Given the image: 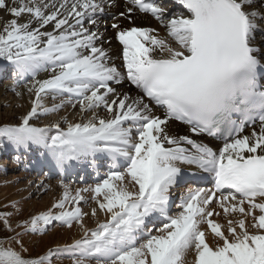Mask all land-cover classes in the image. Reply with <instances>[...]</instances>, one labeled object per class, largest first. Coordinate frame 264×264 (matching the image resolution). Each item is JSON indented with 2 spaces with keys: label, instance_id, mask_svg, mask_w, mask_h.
Listing matches in <instances>:
<instances>
[{
  "label": "snow or ice",
  "instance_id": "1",
  "mask_svg": "<svg viewBox=\"0 0 264 264\" xmlns=\"http://www.w3.org/2000/svg\"><path fill=\"white\" fill-rule=\"evenodd\" d=\"M176 3L129 0L117 20L150 13L166 35L113 22L117 66L100 32L115 0H0V60L30 98L0 125V149H36L57 175L97 173L87 187L61 179L60 196L29 217L0 205V264H264V0ZM222 136L216 149L194 138ZM209 177L211 188L191 187ZM57 223L80 238L34 252L26 238Z\"/></svg>",
  "mask_w": 264,
  "mask_h": 264
},
{
  "label": "bare ground",
  "instance_id": "2",
  "mask_svg": "<svg viewBox=\"0 0 264 264\" xmlns=\"http://www.w3.org/2000/svg\"><path fill=\"white\" fill-rule=\"evenodd\" d=\"M167 6L176 12L182 11V8L179 7V5L176 2H172L171 0H166ZM126 6H129V0H115V6L111 9H108L104 16L101 18V25H100V32L102 33V37L105 41L104 47L110 49V55L112 57V62H114L117 66H122V45L119 43V41L115 38V30L111 28V24L113 22H119L122 27H132V26H138V27H151L157 29L161 37H164L166 35L165 30L160 25V23L149 13L148 15H141L138 11L134 12L132 14L133 22L129 23L128 20L120 18L117 20L116 18L119 17V13L122 11H125ZM4 13L0 12V16H3ZM259 39V37H258ZM107 41H110L109 44ZM7 62L0 60L1 65V74L0 76H5L7 74V71L9 70V65H5ZM123 70V69H122ZM45 73L41 74L38 78H44ZM24 86L21 88H15L14 85H11L10 89L8 87H2L0 89V108H12V116H15V112H23L26 113L30 108V98L29 95L26 92L25 84L27 81H24ZM125 88L129 87L127 83H125ZM13 88H15V91H13ZM13 91V95H11L10 92ZM137 90L133 88V94L136 93ZM16 92H24L23 96H18ZM58 102V101H57ZM50 101L46 100V104L50 106ZM14 110V112H13ZM76 110H73L71 108H68L63 111L64 115L71 116L74 114ZM22 115V114H21ZM40 118H43L41 125L44 126L45 124L55 122L58 118L57 114L49 115V116H41ZM39 118V119H40ZM19 120V119H18ZM37 122V121H35ZM171 130L178 134H184L186 131V127L178 125L176 123L172 124ZM196 139V137H194ZM206 143H209L208 141H205ZM210 144V143H209ZM39 151L36 149H32L29 151H24L23 149L17 151L15 148H13L11 145H6L3 149H0V174L3 176V181L7 186L4 189L3 194L1 195V199L4 201L6 200V197H10L9 195L16 194L15 197L11 199L10 202H18V204H24L27 198H39L41 195L47 194V199L41 203L39 206L35 203V201H32L30 203L26 204V208L33 212L34 214L39 213L42 210H46L51 203L60 196L61 189L59 187V181L62 179L65 180L67 183H71L73 188H81V187H87L90 184H94L97 179V173L89 168L87 172L84 171H77L72 170L67 173H62L61 176L56 178V181L53 182L52 179L57 177V175H54L53 177L46 178L44 174L39 173V175L34 174V172H40L42 169H46L47 167L38 166L36 161L39 159ZM8 163V165H7ZM29 169H26L25 166L29 165ZM75 163V162H73ZM186 171L191 172L193 169L189 168L188 166H183ZM108 164L106 163L104 167L99 169V175L103 176L105 172L107 171ZM48 172H51L50 170H47ZM47 173V172H46ZM78 173L81 177L80 179H77V177H73L74 174ZM78 175V176H79ZM5 179V180H4ZM41 181H43L44 185H47L48 188L45 190L43 187H39ZM191 187H193L191 185ZM200 187V186H199ZM207 188V187H206ZM183 191H186L185 188L178 189L174 191L173 193V199L174 203L179 202V196L182 194ZM20 193V194H18ZM89 194L85 193V196L88 197ZM44 197V196H43ZM31 198V199H33ZM45 198V197H44ZM43 198V200H44ZM178 201V202H177ZM9 202V201H8ZM29 202V201H28ZM41 202V201H40ZM38 203V202H37ZM84 211H88L91 206V201H89L88 204H83ZM219 211V209H217ZM176 211V208H172V213L174 214ZM32 213V214H33ZM215 220H217L220 223H224L225 218L221 216L213 217ZM90 226L94 225L95 221H88ZM65 231V239L64 243L60 241L58 243L54 242L52 244V247H56L57 245H64V244H70L74 240L80 238V232L77 228H73L72 230H68L67 228ZM63 243V244H62ZM191 257L189 256V260ZM70 264V263H67Z\"/></svg>",
  "mask_w": 264,
  "mask_h": 264
},
{
  "label": "rangeland",
  "instance_id": "3",
  "mask_svg": "<svg viewBox=\"0 0 264 264\" xmlns=\"http://www.w3.org/2000/svg\"><path fill=\"white\" fill-rule=\"evenodd\" d=\"M10 67L12 68V66H10ZM11 68H10V72H9V70L7 71V74L5 75L6 77L5 76H0V89L2 87H5V88L8 87V89H10L11 88L10 86L12 84L15 86V88H21V87L24 86V84L17 85L16 80H13L12 72H11L12 69ZM41 74H43V72L39 73L38 77ZM10 93H11V95L14 94L13 91L10 92ZM11 111H12V108L9 109V107L8 108L7 107L6 108H0V125H2L5 122L16 123V122H18V119L21 116V114H23V112L19 111V112H15L16 113L15 116L11 117L12 116L11 115L12 114ZM13 112H14V110H13ZM42 120H43V118H40L37 122H35L37 124V126L41 125ZM7 165H8V163H7ZM54 177L56 178V176H54ZM52 181L55 182V179L52 180ZM6 186H7V184H5V182L3 181V176L0 174V197L3 194L4 189H5ZM18 194H20V193H18ZM47 194L48 193H46V194L43 193V195H41V197H39V198L36 197V199L33 198V197H31V198H33V199H31L29 197V198L26 199L24 204H19V207L22 209L21 217H29L33 213V212L31 213V211H29L25 207L27 203H30V202L36 200L35 203L37 204V206H39L41 203H43L47 199L46 198ZM16 195H17V193L14 194V195L10 194L9 195L10 197H6V200H4V201L0 198V205H3L5 203H9L11 201V199L13 197H15ZM43 198H44V200H43ZM82 207H86V206H82ZM65 229H66L65 227H61L57 223V224H54L53 226H50L48 231L45 234H36V235H32L30 237H27L26 238V242L29 244V247H31L34 252H43L48 247H52V244L54 242L58 241V243H59V241H60V244H61V241L64 243V240H65V242H66L65 235H64L65 234V231H64ZM67 263H70V261L68 259H64L63 262H62V264H67Z\"/></svg>",
  "mask_w": 264,
  "mask_h": 264
}]
</instances>
